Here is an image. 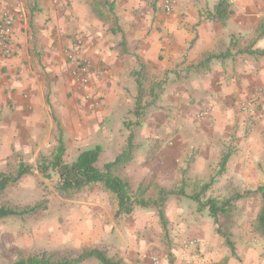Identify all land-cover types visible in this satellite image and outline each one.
Listing matches in <instances>:
<instances>
[{"label":"crops","instance_id":"1","mask_svg":"<svg viewBox=\"0 0 264 264\" xmlns=\"http://www.w3.org/2000/svg\"><path fill=\"white\" fill-rule=\"evenodd\" d=\"M162 1L15 2L12 54L0 60V152L11 147L30 151L39 136L47 143L56 128L65 148L69 143L77 155L99 146L96 166L101 161L103 168L130 142L131 160L118 177L144 200L165 193L161 190L151 199L147 186L164 188L172 177L182 185L185 161L191 170L188 177L204 179L212 167L219 170L226 157L222 167L227 175L215 182L246 189L249 183H264V116L258 108L239 110L241 103L255 104L264 96V55L259 54L264 51V0H227L229 13L222 22L214 18L220 0H174L170 14L162 11ZM78 41L98 74L90 101L83 100L65 57ZM137 103L144 106L139 117ZM203 109L207 118L197 120ZM249 120L254 121L250 129ZM206 185L211 183L195 192L200 199L205 198ZM178 193L174 196H185ZM108 196L115 199L116 216V198ZM99 208L106 211V204ZM151 209L159 218L156 208L142 210ZM176 224L186 238H198L200 254L179 243L172 258L161 255L159 264H264V237L245 240L243 246L239 242V248L232 244V255L218 227L208 221L191 229L181 219ZM124 230L110 225L104 233L119 250L116 260L154 264L145 258H154L152 250H138Z\"/></svg>","mask_w":264,"mask_h":264},{"label":"rangeland","instance_id":"2","mask_svg":"<svg viewBox=\"0 0 264 264\" xmlns=\"http://www.w3.org/2000/svg\"><path fill=\"white\" fill-rule=\"evenodd\" d=\"M256 111L260 116H264V110L260 107ZM198 113L196 114L197 120H202L203 118H200ZM259 119L262 120L261 117ZM253 123L254 121L249 120V129L252 128ZM57 139V130L54 128L47 143L42 134L38 137L36 144L31 146L30 151H16L11 147L10 152H0V175L14 176L21 164L31 168V173L21 177L0 192V206L18 212L26 211V214L22 216L0 219V264H12L42 253L50 255L54 259H72L82 251L91 249L100 250L107 257L118 259L119 250L115 247V243L113 244V241L104 237L105 230L110 225L125 227V234L128 238L133 239L138 250L147 247L152 250L154 258L159 259L162 255L167 260L172 258L174 255L172 250L178 249L179 243L182 244L185 237L178 231L180 229L176 224V221L180 219L186 224V229L199 227L197 223L208 221L212 228L219 227L236 246L239 242H243L241 244L243 246L245 240L256 241L257 238H260L253 232V226L263 202L261 194L256 190L264 188V183H249V188L246 189L245 186L215 182L214 179L218 176L227 175L222 165L219 170L215 167L209 169L208 178L188 177L191 170L185 161V166L183 165L182 168H184L181 169L182 185L177 183L179 182L178 178L172 177L168 179L169 182L165 183L164 188L147 186L146 196L151 199H156L161 190L166 193L164 222L161 223L155 209L136 208L129 216H115V199L108 196L109 193L101 184H92L80 191H62L59 187L58 177L53 171H50L47 176L39 171L40 167L45 166L51 160L57 146ZM67 145L64 161L71 163L76 158L77 152H71L69 143ZM125 166L117 168L113 174L122 177ZM98 168L102 169L101 161ZM147 180L148 178L146 182ZM137 181L138 179L135 178L134 182ZM206 183H211V185L202 195L205 198L210 197L222 202L221 200L224 198L235 194L243 196L231 202L227 216H220L217 225L213 219L208 217V211L205 208L201 209V206L189 197L187 198V196L195 194L196 191L198 192L201 185ZM141 187L143 188V185L140 183L139 189ZM133 188L135 189V186ZM179 191L185 194V196H180V198H184L183 200L174 196V194L178 195ZM172 198L179 201L173 202ZM205 198L200 199L201 204L205 203ZM105 204L106 211L99 208L100 205ZM167 204L171 207H168ZM198 208H200V212L197 210ZM178 209L183 211L182 216L177 215ZM105 226L106 228H104ZM129 227L132 229L129 230ZM192 237L191 239L196 240V245L194 248L187 249L199 255V240L196 236ZM218 237L220 238L219 235ZM116 239L118 241V237ZM187 239L190 237L184 240ZM256 244L260 245V243ZM237 247L239 248L240 245ZM145 258L152 262V255H146ZM79 264L100 263L91 258Z\"/></svg>","mask_w":264,"mask_h":264},{"label":"trees","instance_id":"3","mask_svg":"<svg viewBox=\"0 0 264 264\" xmlns=\"http://www.w3.org/2000/svg\"><path fill=\"white\" fill-rule=\"evenodd\" d=\"M228 13L227 0H220L214 8V18L222 22ZM259 54L264 55V51L259 52ZM140 107V104L137 103L135 114L138 117L142 109ZM65 151L66 148L62 135L59 133L57 146L52 154L51 160L45 166L39 168V171L46 176L50 171H53L58 177L59 187L62 191H80L92 184H101L107 192L111 193L116 198L118 206L116 216L130 215L135 207L142 209L156 208L158 209L159 218L161 220L164 219L161 207L165 203L166 193L161 192L159 198L156 200H144L140 195L131 191L127 182L113 174L114 170L123 167L131 160L132 148L130 142L127 144L126 151L116 157L113 162L104 164L101 170L96 166L101 153V148L99 146L80 152L71 163H65ZM225 161L226 157L223 158L221 165L224 166ZM29 173H31V168L21 164L17 168L14 176L0 175V192L4 191L10 184L15 183L21 177ZM208 187V185L204 186L202 191H205ZM256 192L261 194L263 202L254 223L253 232L260 237H264V188L261 187L257 189ZM238 198L239 196L235 195V198L227 199L222 202L207 199L204 204H201V200L197 194L191 196V199L201 206V208H206L208 210L209 216L213 219L215 224L218 223L220 216H227L231 202ZM24 214H26V211L18 212L14 209L0 206V219L22 216ZM217 233L221 235L224 239V244L230 249L231 254L234 255L233 245L228 236H226L219 227L217 228ZM91 258L97 260L100 264H125L121 260L107 257L102 251L97 249L84 250L72 259H54L52 256L42 253L37 256L18 260L12 264H79Z\"/></svg>","mask_w":264,"mask_h":264},{"label":"built area","instance_id":"4","mask_svg":"<svg viewBox=\"0 0 264 264\" xmlns=\"http://www.w3.org/2000/svg\"><path fill=\"white\" fill-rule=\"evenodd\" d=\"M18 0H0V60L8 58L12 54L11 37L13 35L14 25V4ZM162 11L165 14H170L174 8V0H163ZM82 42L78 41L75 46L66 51V60L71 65L70 75L77 85L79 92L82 95L84 101L93 100L91 94L92 80L98 76L94 72L92 62L87 59L82 53ZM257 103L251 104L243 102L239 105V110L244 113H250L257 108L264 110V96H260V99L256 100ZM200 118H207V110L203 109L198 113ZM196 244V240L187 239L181 244L182 248H189ZM154 264H159L158 258H153Z\"/></svg>","mask_w":264,"mask_h":264}]
</instances>
